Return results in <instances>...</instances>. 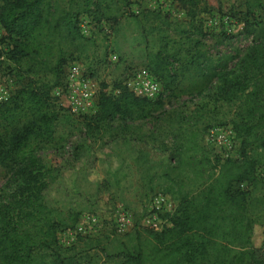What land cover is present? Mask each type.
<instances>
[{"label":"trees","instance_id":"trees-1","mask_svg":"<svg viewBox=\"0 0 264 264\" xmlns=\"http://www.w3.org/2000/svg\"><path fill=\"white\" fill-rule=\"evenodd\" d=\"M177 1L193 19L198 0ZM128 2L0 0V25L12 40V59L25 58L26 71L39 75L0 102V166L6 170L0 187V264H74L82 254L90 258L93 249L112 264H264L263 248L252 243L249 191L240 187L253 183L256 169L264 165V27L240 56L218 55L217 63L198 41L191 42L179 67L197 78L196 93L207 91L212 106L205 102L175 111L163 130L170 143L161 141L160 156L140 149L134 157L144 191L172 194L189 206L190 192L199 188L196 205L181 208L172 224L159 231L135 225L101 239L78 236L71 245L60 243L58 232L74 228L80 213L47 203L45 190L58 178L59 168L46 165L39 151L55 142L60 128L82 125L87 135L101 139L110 134L112 121L144 120L164 107L163 91L150 99L118 84L116 94L98 93L94 114L76 117L51 95L69 60L81 61L89 71L101 61L96 38L82 33L79 16L115 20ZM30 42L39 49H29ZM48 44L54 51L41 53ZM165 63L159 53L147 60L164 90L175 88L179 79ZM47 74L51 80L40 77ZM224 124L232 126L239 154L221 160L204 138L209 127Z\"/></svg>","mask_w":264,"mask_h":264},{"label":"rangeland","instance_id":"rangeland-1","mask_svg":"<svg viewBox=\"0 0 264 264\" xmlns=\"http://www.w3.org/2000/svg\"><path fill=\"white\" fill-rule=\"evenodd\" d=\"M128 1L126 6H120V14L115 20L102 18L97 22L91 15L79 16L82 33L96 38L95 53L101 61L94 62L92 71L86 70L81 61H75L95 82L97 95L100 92L113 95L119 92L118 84L129 90L127 74L133 69L148 70L149 56L159 53L165 58L166 69L177 73L179 78L175 88L170 86L164 90L160 84L163 109L144 120L123 122L116 119L112 121L110 134L101 139L96 133L87 135L82 125L70 131L60 128L55 142L39 151L46 165L59 168L58 178L45 190L47 203L65 211L78 212L79 219L84 213L97 216L99 227L88 236L90 238L101 239L114 232L122 233L115 223L118 211L130 215L131 222L124 232L135 225L148 228L145 217L159 192L142 189L134 157L140 149L160 156L158 147L161 141L167 145L170 143L163 130L175 111H187L205 102L212 106L207 91L196 93L198 85L193 83H197V78L180 70L185 49L191 42L198 41L201 49L211 55L213 63L218 62L215 60L218 55H233L235 59L264 27V0H198L193 19L187 7L177 0ZM113 13L112 10L108 12L109 16ZM35 44L30 42L29 49H39ZM103 44L107 45L105 49ZM51 49L54 51L48 44L40 51L50 53ZM176 49H179L177 53L174 52ZM11 50L12 40L0 25V102L9 98L28 78L39 76L26 71L29 63L25 58L14 61ZM72 61L69 60L67 65ZM40 77L52 79L51 74ZM256 178L245 187L249 191V215L255 222L252 243L264 250V165L256 169ZM5 180L6 170L0 166V187ZM198 194L199 188L190 192L189 206L186 203L180 205L174 195L165 194L160 211L164 227L172 224L181 208L195 206ZM58 238L62 245L68 246L62 231L58 232ZM90 254V258L80 255L74 264H112L97 250L93 249Z\"/></svg>","mask_w":264,"mask_h":264},{"label":"built area","instance_id":"built-area-1","mask_svg":"<svg viewBox=\"0 0 264 264\" xmlns=\"http://www.w3.org/2000/svg\"><path fill=\"white\" fill-rule=\"evenodd\" d=\"M126 84L131 92L140 97L155 98L160 90V83L146 69H133L127 74ZM52 97L71 115L84 117L97 111V87L93 79L85 74L83 67L77 62H70L64 72L61 83L51 91ZM6 100V99H5ZM204 141L213 151V155L223 160L238 156L239 141L230 124L214 125L207 129ZM240 187L244 188L245 183ZM164 194L157 193L145 217L148 229H162L160 219L161 203ZM130 215L126 211H118L115 223L118 231H123L130 224ZM99 227L98 217L84 213L72 229L62 230L65 244L74 243L78 235L91 236Z\"/></svg>","mask_w":264,"mask_h":264}]
</instances>
